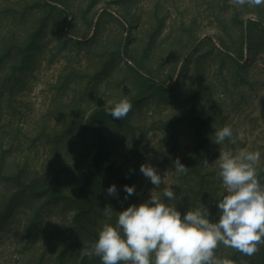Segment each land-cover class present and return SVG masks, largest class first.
<instances>
[{"label": "rangeland", "instance_id": "obj_1", "mask_svg": "<svg viewBox=\"0 0 264 264\" xmlns=\"http://www.w3.org/2000/svg\"><path fill=\"white\" fill-rule=\"evenodd\" d=\"M125 98L126 118L107 114ZM224 126L233 137L215 144ZM240 149L260 152L264 184V6L0 0V264H101L87 253L103 226L151 195L218 222L220 151ZM215 255L253 264L264 245Z\"/></svg>", "mask_w": 264, "mask_h": 264}, {"label": "clouds", "instance_id": "obj_2", "mask_svg": "<svg viewBox=\"0 0 264 264\" xmlns=\"http://www.w3.org/2000/svg\"><path fill=\"white\" fill-rule=\"evenodd\" d=\"M234 3L264 6V0H234ZM132 107L125 98L107 114L122 120ZM233 134L230 126H224L215 131L214 143L221 145ZM239 135L243 137L242 132ZM260 155L259 151L247 149L220 151L219 176L227 194L217 205L218 222L210 221L204 207L203 211L199 208L187 211L182 217L161 196L151 195L147 202L120 212L115 226L105 224L87 254L99 257L101 264H233L216 257L215 250L222 244L245 256L255 255L259 246L264 245V184L257 172ZM174 167L178 173L188 170L179 158ZM140 172L154 186L162 184L163 179L150 164H142ZM124 191L131 196L135 187L126 185ZM107 192L115 195L116 186H110ZM162 196L169 201L176 199L172 188H164ZM110 211L111 206H106L105 212Z\"/></svg>", "mask_w": 264, "mask_h": 264}, {"label": "trees", "instance_id": "obj_3", "mask_svg": "<svg viewBox=\"0 0 264 264\" xmlns=\"http://www.w3.org/2000/svg\"><path fill=\"white\" fill-rule=\"evenodd\" d=\"M94 161H95V165L96 167H100L101 166V163H102V160H101V153L97 154L94 158ZM253 264H264V257L262 258V260H260V262H254Z\"/></svg>", "mask_w": 264, "mask_h": 264}]
</instances>
